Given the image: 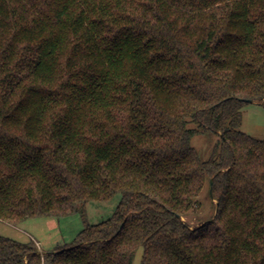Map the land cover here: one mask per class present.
Returning <instances> with one entry per match:
<instances>
[{
    "label": "trees",
    "instance_id": "1",
    "mask_svg": "<svg viewBox=\"0 0 264 264\" xmlns=\"http://www.w3.org/2000/svg\"><path fill=\"white\" fill-rule=\"evenodd\" d=\"M246 100L264 106V0H0V220L85 223L47 252L0 235V264H133L140 247V264H264ZM204 131L221 137L206 160Z\"/></svg>",
    "mask_w": 264,
    "mask_h": 264
},
{
    "label": "rangeland",
    "instance_id": "2",
    "mask_svg": "<svg viewBox=\"0 0 264 264\" xmlns=\"http://www.w3.org/2000/svg\"><path fill=\"white\" fill-rule=\"evenodd\" d=\"M243 123L241 130L255 138L264 139V106L256 102L246 103L243 106ZM220 135L213 131H204L196 135L193 146L197 149L202 159H209ZM121 200V195H116L109 201H91L86 207V220L90 224L100 223L112 216ZM202 204L197 212H191L183 217L193 227L211 219L214 204L206 187L199 197ZM215 203V201H214ZM85 226L80 213H75L62 218H32L17 225L0 220V235L13 240L27 243L35 241L42 252L52 251L59 245L71 244ZM143 248L140 247L135 255L133 264H140Z\"/></svg>",
    "mask_w": 264,
    "mask_h": 264
},
{
    "label": "water",
    "instance_id": "3",
    "mask_svg": "<svg viewBox=\"0 0 264 264\" xmlns=\"http://www.w3.org/2000/svg\"><path fill=\"white\" fill-rule=\"evenodd\" d=\"M248 102H252V100H246ZM212 184H213V179L211 180V188H210V193H211V196L213 197V193H212Z\"/></svg>",
    "mask_w": 264,
    "mask_h": 264
}]
</instances>
